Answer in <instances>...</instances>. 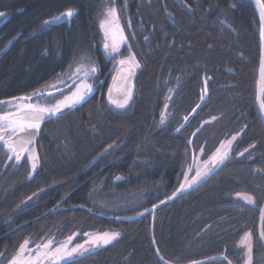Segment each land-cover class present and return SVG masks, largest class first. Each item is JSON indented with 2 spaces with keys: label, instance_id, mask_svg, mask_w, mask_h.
<instances>
[{
  "label": "trees",
  "instance_id": "1",
  "mask_svg": "<svg viewBox=\"0 0 264 264\" xmlns=\"http://www.w3.org/2000/svg\"><path fill=\"white\" fill-rule=\"evenodd\" d=\"M110 6L139 64L132 99L117 111L103 92L46 123L33 174L31 161L12 171L0 160L2 264L27 240L57 244L77 233L81 242L97 231L119 236L75 264H247L238 242L249 233L251 264H264L261 26L252 0H0L8 15L0 52L19 36L0 58V101L44 89L82 58L107 73L111 39L101 23ZM69 9L70 22L47 25ZM236 135L220 169L178 195L194 153L207 160ZM242 193L253 203L235 198Z\"/></svg>",
  "mask_w": 264,
  "mask_h": 264
},
{
  "label": "snow or ice",
  "instance_id": "2",
  "mask_svg": "<svg viewBox=\"0 0 264 264\" xmlns=\"http://www.w3.org/2000/svg\"><path fill=\"white\" fill-rule=\"evenodd\" d=\"M259 2V0H258ZM264 8V4L261 5ZM3 12H0V17L4 16ZM76 13L69 9L61 15L53 18L52 21H47L46 23H58L61 21L69 20ZM105 20L101 23V28L105 29V36H111L112 43L109 45L108 43L104 44L105 49H111L109 55L112 59H115V55L119 54V42L116 37H120V42L126 39L123 36V29L120 28L118 24L119 16L118 10L114 6H110L106 12L104 13ZM262 18H264V13H262ZM147 39V38H145ZM118 63L121 66L128 65L127 75H121V79L124 81V86L119 89L123 95V101L117 103V107L125 108L128 105V102L132 99V88L129 84L128 78L133 75V69L139 67L138 62L134 55H130L127 59H120ZM97 68L94 64H85L84 58L81 59L78 66L75 68V72L73 75L77 76L79 82H75V90L71 92V95L64 96L63 99L57 100L52 105L40 104V103H32V97H20L18 100L14 98L10 101H0V104L7 105L8 108L2 114H0V142H3V145L8 149L9 152L17 153L16 160L19 162L21 159V155L19 152H27V145L32 144L35 139L36 132L40 129L41 122H43L46 116H55L56 114H63V109L72 108L77 104H80L82 101L88 97L93 91V84L88 83V78L93 76ZM123 73V68L121 69ZM63 82V81H62ZM115 82V78H114ZM51 87L55 88V85ZM112 92V89H109V93ZM34 96L37 98L41 97L42 93H34ZM51 96V93H48ZM203 99V97H201ZM170 99V97H169ZM24 101H28L24 103ZM113 103H116L113 101ZM199 107V106H197ZM14 109V110H13ZM194 111V110H193ZM185 120L188 119L187 116L184 117ZM179 131V129H177ZM21 133H25L24 136H20ZM13 136L19 137L17 141L11 142V138ZM235 137H233V140ZM232 141L227 142V150H225V145L221 144V147L216 150L211 156L208 157L206 161H204V170H197L196 175L192 178L191 182L187 184V187H191L193 184L201 181L205 176L212 173V171L218 166L222 165L226 159L229 158V151L231 149ZM203 152V149H200ZM243 155V153H241ZM28 159L32 161V169L35 171L36 162L38 161V156L35 153H30ZM191 170V169H190ZM185 189V185L181 184L180 189L178 191H182ZM88 236L87 233L84 234ZM118 233H98L94 236H91L89 241L90 245H94L96 247H100L103 245H108L112 241L116 240ZM250 233L246 234L245 240L250 237ZM261 236L264 237V232L261 233ZM74 239L73 236H70L68 240L55 248L54 251L51 250V246L54 243L53 240H49L45 244H38L35 248V258L31 256V252L33 250H28L27 245L28 241H25V244L21 246L17 255L12 258L9 264H43L44 261H47V264H57V261L63 260L66 261L67 264H75V260L78 256H83L85 253L90 251L89 247H85L84 244H77L75 247L71 249V251H67L68 244L72 242ZM249 252L251 251L250 245H248ZM29 251V257L25 258V251ZM163 259V258H161ZM227 260V257H224ZM228 264H231L229 261Z\"/></svg>",
  "mask_w": 264,
  "mask_h": 264
},
{
  "label": "rangeland",
  "instance_id": "3",
  "mask_svg": "<svg viewBox=\"0 0 264 264\" xmlns=\"http://www.w3.org/2000/svg\"><path fill=\"white\" fill-rule=\"evenodd\" d=\"M8 17V15L7 14H5L4 16H2V17H0V25L6 20V18ZM104 20H105V18H104ZM103 20V21H104ZM118 24H119V26H120V28H122V25H121V22H119L118 21ZM123 29V28H122ZM103 31H104V34H105V29L103 28ZM105 38H106V36H105ZM107 39H108V37H107ZM110 39H111V36H110ZM116 39H117V41L119 42V49H120V51H119V53H121V50L125 53V57H123V58H119L118 56H120V55H122V53L120 54V55H118V54H116L115 56H116V61L117 62H115V67H114V76H113V80H114V77H115V74L117 75V72H118V76H117V78L115 79V81L117 80V82L119 81V79H120V77H121V75L123 74V75H127V73H124L125 72V70H123V73L121 72V69L123 68L124 69V66H120V64L118 63V61L120 60V59H127L130 55H133L132 54V52H130L128 49H125V43H124V41H125V39L122 41V42H120V37L119 36H117L116 37ZM111 43H112V40L110 41L109 40V45H111ZM126 50V52H125V50ZM84 63L87 65V64H94L95 65V67L97 68V70H98V65L94 62V61H92V60H90V59H86V60H84ZM78 66V65H77ZM76 66V67H77ZM76 67H74L71 71H69V73H66V74H63L61 77H59L58 79H57V81H55L54 83H52V84H50L49 86H47V87H45L44 89H42V90H40V91H37V92H39V93H42L43 95L41 96V97H39V98H37L36 96H34L33 94L34 93H37V92H33V93H31V94H29V95H25V97H32V100H31V102L32 103H40V104H42V105H44V104H47V105H52V104H54L57 100H60V99H63L64 98V96H68V95H70L69 93H67V94H65V92L63 93V91H61V93H58L57 95H55V92L56 91H59V90H64V87H67L68 85L70 86V85H72L71 83H74V81L75 82H79V79H78V77L77 76H75V75H73V73L75 72V68ZM125 68H127L128 69V67H125ZM138 68V67H137ZM137 68H134V70H137ZM127 72V71H126ZM99 78L97 77V73L96 74H94L93 76H90L89 78H88V83H91V84H93V89H94V86H95V84H97L98 83V81L100 80H98ZM113 80H112V82H111V86L113 85ZM63 81V82H62ZM52 85H55L56 87L55 88H53V87H51ZM110 86V87H111ZM124 86V81H123V83L121 84H119V85H116V86H114L113 87V90H114V92L116 93V94H122L121 93V91H119V89H121L122 87ZM110 89V88H109ZM109 89H108V92H109ZM55 90V91H54ZM75 90V89H74ZM73 90V91H74ZM45 93V94H44ZM48 93H51L52 95L51 96H49L48 95ZM91 95V94H90ZM21 97H23V96H21ZM113 101H115V102H117V103H120V98L119 97H114L113 98ZM117 105V104H116ZM117 107V106H116ZM7 108H8V106L7 105H3V104H0V113H3V111H5V110H7ZM119 108V107H118ZM233 137H235V139L233 140ZM237 138H238V135H236V136H232V137H229V138H227V139H225L221 144H224L225 145V150H227V142L228 141H232V143H231V149H230V151H232V148H233V145H234V143H235V141L237 140ZM221 144H220V146L218 147V148H220L221 147ZM36 146V145H35ZM32 147V148H30L27 152H26V154L21 158V160H19V162L16 160V158H12L11 156H10V152H8L6 149H5V147L3 146V145H0V148H3V150H4V152H5V156H7V157H4V156H1L0 155V160H2L3 161V163H4V165H5V167H7L8 165H10L9 163L10 162H12L14 165H15V167H19V165H21V163H22V161H27L28 162V164H29V162L31 161V160H29L28 159V156H29V154L30 153H35V155H38L37 154V149H36V147ZM229 151V156L231 155V152ZM216 152V151H215ZM1 153L2 154H4L2 151H1ZM199 154L198 155H196L195 157H194V159L192 158V160L190 161L191 163H189L188 164V168H187V171H186V177H185V180H184V185H185V188L187 189V184L189 183V182H191V180H192V178L196 175V171L199 169V170H202L203 168H204V161H206V160H201V159H199ZM26 158V159H25ZM25 159V160H24ZM30 164H31V162H30ZM5 167H4V169H5ZM31 167V166H30ZM191 169V170H190ZM235 198L236 199H238V200H240L242 203H246V204H252L253 203V201H252V198H250L248 195H246V194H238V195H236L235 196ZM262 218H264V209H263V211H262ZM98 233H104V232H94V233H89L88 234V236H84V239H83V241H81V242H78L77 241V233H74V234H72L71 236H73L74 237V239L72 240V242L70 243V244H68V248H67V251H71V249L73 248V247H75L77 244H84L85 245V247H90V246H92V245H90L89 243H87V241H89V239H90V237L91 236H94V235H96V234H98ZM107 233H115V232H108L107 231ZM119 234V233H118ZM119 236V235H118ZM117 236V237H118ZM245 237H246V234H244V236L240 239V241L238 242V248L239 249H241V250H243V252H244V258H245V262L247 263V264H251V261H250V258H251V251L249 252V248H248V245H250V248L252 247L251 245H252V240H251V237H249L247 240H245ZM69 238V237H68ZM68 238L67 239H65L64 241H62V242H60V243H57L56 245H54V243L52 244V246H51V250L52 251H54L55 250V248H57V247H59L60 245H62V244H64L67 240H68ZM50 240H52V239H50ZM49 240H46V242H43V243H41V244H45V243H47ZM29 243H28V245H27V249L28 250H33L32 252H31V256L33 257V258H35V255H36V253H35V248H36V246L37 245H35V246H33V247H31L32 246V242L31 241H28ZM24 245V244H23ZM94 246V245H93ZM103 246H106V245H103ZM94 247H96V246H94ZM28 250H26L25 251V258H28L29 257V251ZM18 253V252H17ZM17 255V254H16ZM15 255V256H16ZM64 261L63 260H59V262L58 263H63ZM1 264V263H0ZM9 264V263H8Z\"/></svg>",
  "mask_w": 264,
  "mask_h": 264
},
{
  "label": "water",
  "instance_id": "4",
  "mask_svg": "<svg viewBox=\"0 0 264 264\" xmlns=\"http://www.w3.org/2000/svg\"><path fill=\"white\" fill-rule=\"evenodd\" d=\"M253 1V4L255 5V7H256V10H257V13H258V15H259V19H260V26H261V30H260V39H261V57H260V64H259V70H258V83H257V96H256V108H257V111H258V114H259V116H260V119L262 120V122H263V124H264V101H263V95H264V18H262V13H264V8H262L261 7V5H262V1L261 0H259V2H258V0H252ZM56 17V16H55ZM54 17V18H55ZM74 17V16H73ZM72 17V18H73ZM72 18H70L69 20H65V21H61V22H58V23H47V25L48 26H59V25H62V24H64V23H68ZM53 20V18L52 19H50V20H48V21H52ZM18 37L19 36H16L13 40H11L7 45H6V47L0 52V58L9 50V48L13 45V43L18 39ZM121 66V65H120ZM125 67H128V65H124V69L123 70H125V72L124 73H127L126 71H127V68H125ZM138 69H139V67L137 68V70H134L133 69V75H131L129 78H128V80H129V84H130V86H131V88H132V94H133V91H134V80H135V77H136V74H137V71H138ZM117 76H118V72H117V75L115 74V79L117 78ZM122 84L123 83V80L120 78L119 79V81L117 82V80L114 82V80H113V85L110 87L111 89H112V92L111 93H109L108 92V94H107V100H108V102H109V104L112 106L113 105V107H116L117 105V102L116 103H113V98L114 97H119L120 98V102H122L123 101V95L122 94H116L115 92H114V90H113V87L114 86H116V85H119V84ZM71 95V94H70ZM93 96V94L91 93V95H89L88 97H86V99L84 100V101H82L80 104H77V105H75L74 107H72V108H66V109H63V114H56L55 116H46V118H45V120L43 121V122H41V126H40V129L36 132V134H35V139H34V142L32 143V144H29V145H27V148H28V150L30 149V148H32V147H34L35 145H36V142H37V140H38V137H39V135H40V133H41V130H42V127L46 124V123H48V122H50V121H52V120H54V119H57V118H59V117H62V116H65V115H67V114H69V113H71V112H73L74 110H76L77 108H79V107H81L88 99H90L91 97ZM23 97H25V96H23ZM18 98H20V97H18ZM17 99V98H16ZM10 100H13V99H9V100H6V101H10ZM18 100V99H17ZM208 100V95H207V91H206V93H205V96H203V99L201 98V100H199L200 102L198 103V105L197 106H199V107H195L192 111H191V113H190V115L188 116V119L185 121L186 123H184L183 124V126H182V128H184L185 126H186V124H188L191 120H192V118L194 117V115L196 114V112H198L201 108H202V106L206 103V101ZM28 101H24V103H27ZM130 102V101H129ZM129 102H128V104H129ZM127 106V105H126ZM125 106V107H126ZM118 108V107H117ZM14 110V109H13ZM0 114H2V113H0ZM25 135V133H21L20 134V136H24ZM19 139V137H17V136H13L12 138H11V142H14V141H17ZM0 145H3V142H0ZM4 146V145H3ZM5 147V146H4ZM5 149L8 151V149L5 147ZM9 152V151H8ZM18 153L21 155V158L26 154V152H22V153H20L19 152V148H18ZM16 155H17V153H12V152H10V156L12 157V158H16ZM21 160V159H20ZM38 162V161H37ZM37 162H36V164H37ZM223 165V164H222ZM222 165H220V166H218L217 168H215L213 171H212V173H210L209 175H207V176H205L201 181H199L198 183H196V184H193L191 187H187V189H189V190H192V189H195V188H197V187H199V186H201L202 184H204L210 177H212L213 175H214V173L218 170V169H220V167L222 166ZM31 166H32V161H31ZM36 168H37V166H36ZM204 170V168L201 170V171H203ZM34 172H33V169H32V174H33ZM186 189V188H185ZM182 191H184V190H182ZM182 191H179V193H178V195L179 194H181L182 193ZM174 198H172L170 201H172ZM166 202H164V203H162L161 205H163V204H165ZM160 205V206H161ZM154 216H155V213H154V215H153V218H154ZM100 247H104V246H100ZM100 247H94L93 245L92 246H90L89 248H90V251L89 252H93V251H95V250H97V249H99ZM89 252H87V253H85L83 256H85L86 254H88ZM79 257H82V256H78L77 258H79ZM59 261H57V264H60V263H58ZM43 264H47V261H44L43 262Z\"/></svg>",
  "mask_w": 264,
  "mask_h": 264
},
{
  "label": "flooded vegetation",
  "instance_id": "5",
  "mask_svg": "<svg viewBox=\"0 0 264 264\" xmlns=\"http://www.w3.org/2000/svg\"><path fill=\"white\" fill-rule=\"evenodd\" d=\"M70 22V21H69ZM108 39H110V36H108ZM109 44V43H108ZM123 50V49H122ZM121 50V53H122V55H120L121 53H119L118 55H120V56H118L119 58H123V57H125V53L123 52ZM107 51H108V55H109V53H110V51H111V49L109 48V49H107ZM109 59H110V61L112 62V68L110 69L109 68V71L107 72V73H105V70H103L102 68H100L99 66H98V70L95 72V74L97 73V77L100 79H98L99 81H98V83L97 84H95V86H94V89H93V91H92V94H93V96H95V95H101V94H103V92H106L105 93V95L106 94H108V89L110 88V86H111V82H112V80H113V76H114V67H115V62H117L116 61V56H115V59H112L111 58V56L109 55ZM76 67V66H75ZM73 69V68H72ZM71 69V70H72ZM70 70V71H71ZM67 73H69V72H67ZM66 74V73H65ZM62 76V75H61ZM60 76V77H61ZM59 78V77H58ZM57 81V80H56ZM72 85H68L67 87H64V90H59V91H56L55 92V95H57L58 93H61V91H63V93L65 92V94H67V93H71L74 89H75V84L74 83H71ZM55 91V90H54ZM45 94V93H44ZM113 106V105H112ZM115 110H117V111H120V109L119 108H117V107H113ZM4 112V111H3ZM1 151L4 153V154H2L1 153ZM199 154V153H198ZM198 154H196V155H198ZM0 155L1 156H4V157H7V156H5V152H4V150H3V148H0ZM195 155V153H194V155L192 156V158L194 159V157L196 156ZM200 155V154H199ZM26 159V158H25ZM24 159V160H25ZM199 159H201V160H203L202 159V156L200 155L199 156ZM10 165H8L7 166V168L8 169H10V170H14L15 168H17V167H15V165L12 163V162H10L9 163ZM5 167V165H4V163H3V165H2V168H4ZM5 169H6V167H5ZM187 171V170H186ZM185 177H186V172H185ZM27 241H31V240H27ZM32 242V246L31 247H33V246H35V245H38V244H41V243H43V242H46L45 240L44 241H42V242H39V243H34L33 241H31ZM23 244H25V243H23ZM22 244V245H23ZM54 245H56V243H55V241H54ZM21 248V247H20ZM20 250V249H19ZM18 250V251H19ZM17 254V253H16ZM0 263L2 264V262H1V260H0Z\"/></svg>",
  "mask_w": 264,
  "mask_h": 264
}]
</instances>
